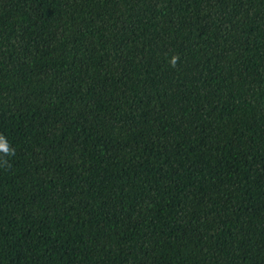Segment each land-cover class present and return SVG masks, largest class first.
I'll list each match as a JSON object with an SVG mask.
<instances>
[{
    "label": "trees",
    "instance_id": "trees-1",
    "mask_svg": "<svg viewBox=\"0 0 264 264\" xmlns=\"http://www.w3.org/2000/svg\"><path fill=\"white\" fill-rule=\"evenodd\" d=\"M0 133V264H264V0H0Z\"/></svg>",
    "mask_w": 264,
    "mask_h": 264
},
{
    "label": "clouds",
    "instance_id": "clouds-1",
    "mask_svg": "<svg viewBox=\"0 0 264 264\" xmlns=\"http://www.w3.org/2000/svg\"><path fill=\"white\" fill-rule=\"evenodd\" d=\"M179 61L178 54H173L169 57L168 63L170 67H175ZM16 155V150L13 148L7 137L0 133V169L8 170L11 168L10 158Z\"/></svg>",
    "mask_w": 264,
    "mask_h": 264
}]
</instances>
